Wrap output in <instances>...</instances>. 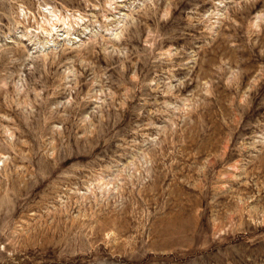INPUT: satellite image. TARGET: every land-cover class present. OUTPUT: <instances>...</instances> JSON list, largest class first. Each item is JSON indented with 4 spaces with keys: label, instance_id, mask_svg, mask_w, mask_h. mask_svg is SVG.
<instances>
[{
    "label": "rangeland",
    "instance_id": "1",
    "mask_svg": "<svg viewBox=\"0 0 264 264\" xmlns=\"http://www.w3.org/2000/svg\"><path fill=\"white\" fill-rule=\"evenodd\" d=\"M0 264H264V0H0Z\"/></svg>",
    "mask_w": 264,
    "mask_h": 264
}]
</instances>
